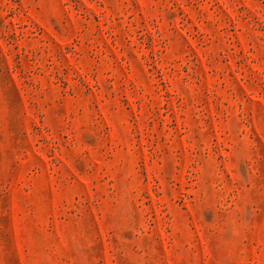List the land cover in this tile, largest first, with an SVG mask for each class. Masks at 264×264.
I'll use <instances>...</instances> for the list:
<instances>
[{"label": "rangeland", "instance_id": "obj_1", "mask_svg": "<svg viewBox=\"0 0 264 264\" xmlns=\"http://www.w3.org/2000/svg\"><path fill=\"white\" fill-rule=\"evenodd\" d=\"M0 264H264V0H0Z\"/></svg>", "mask_w": 264, "mask_h": 264}]
</instances>
